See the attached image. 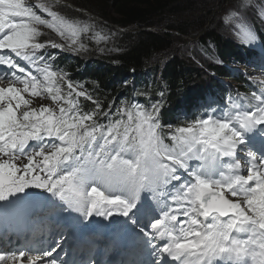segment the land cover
Segmentation results:
<instances>
[{"label":"snow or ice","instance_id":"1","mask_svg":"<svg viewBox=\"0 0 264 264\" xmlns=\"http://www.w3.org/2000/svg\"><path fill=\"white\" fill-rule=\"evenodd\" d=\"M254 7L264 21L254 0L224 16L245 46L259 40L246 15ZM42 28L87 50L81 36L91 26L48 0H0V201L22 203L34 195L26 190L40 189L85 220L123 217L155 258L147 264H264V80L258 92L163 123V99L104 109L54 67L43 50L65 45L41 42ZM35 97L51 105L33 107ZM59 247L0 251V264H58Z\"/></svg>","mask_w":264,"mask_h":264},{"label":"trees","instance_id":"2","mask_svg":"<svg viewBox=\"0 0 264 264\" xmlns=\"http://www.w3.org/2000/svg\"><path fill=\"white\" fill-rule=\"evenodd\" d=\"M217 1L71 0L73 5L115 26L128 28L132 25L134 28L126 33H116L120 43L117 53H111L108 49L102 51L86 40L87 50H83L73 60L78 64L77 68H84L83 77L88 81L94 97L99 96L104 104L111 97L116 99L118 92L115 83L121 84L125 78L131 82L132 75L136 82L142 81L154 74L160 75L165 83V111L177 104L181 97L188 99L195 93L201 94L205 83L210 82V79L203 69L197 70L191 64L193 62L186 59L187 53L181 51L174 42L181 36L198 37L204 49L211 45L222 60L232 58L236 50L231 42L218 34L215 27H211L215 23L216 13L211 14L217 8ZM164 28L165 31L161 32ZM160 55L168 58L165 65L158 62ZM206 68L220 76L228 75L216 64L208 63ZM160 78L156 76L149 79L156 85L159 93L162 91ZM131 90L132 88L128 91Z\"/></svg>","mask_w":264,"mask_h":264},{"label":"rangeland","instance_id":"3","mask_svg":"<svg viewBox=\"0 0 264 264\" xmlns=\"http://www.w3.org/2000/svg\"><path fill=\"white\" fill-rule=\"evenodd\" d=\"M55 4H59L62 11H64L65 13L71 14V13H76V14H80V17L75 18L73 20H77L80 22H84L87 23L91 26V30L88 32L91 36L90 38V43L95 44L96 47H100V50L104 51L106 49L110 50L111 53H117L118 51V47H120V43L117 41V39L119 38L117 36L116 33L120 32V33H126L128 30L132 29L133 26L131 25L128 28H120L118 26H115L114 24H112L111 22L107 21V20H103L102 18H98L92 14H90L87 11H83L81 9H78L76 6H74L71 3V0H53ZM69 1V2H68ZM73 2V1H72ZM239 4V0H218L217 4L215 6H217L216 10H212V14L216 13V17L214 19L215 23L214 25L212 24L211 27H215L217 29L218 34L220 33V35L225 39H231L232 38H237L236 35L234 34L233 31V26L231 24H226L224 22V16L228 13V11L230 9H237ZM257 6L259 4L255 3ZM262 5V4H261ZM214 9V8H213ZM257 7L254 8H250L247 10V17L250 18V16L257 11ZM72 15V14H71ZM80 18H84V19H80ZM255 25H258L257 23H255ZM111 27V29H109ZM117 27V28H115ZM134 29V28H133ZM42 30L46 31L49 36H57L58 40L61 42H65L68 45V41L65 39H61L60 36H58L54 31H52L51 29L48 28H43ZM157 30V29H156ZM123 31V32H121ZM161 32L165 31V28L160 30ZM100 33L102 34V36L107 37V39H101L99 37H96V34ZM97 40H99V42H97ZM82 42V40H81ZM199 42L198 37H188V36H181L179 37V40H175V44H177L179 47L181 48V51L188 53V48L191 47V49L193 51H195L196 49V45ZM86 45V43H84ZM76 46L73 45L72 48H75ZM83 51V50H80ZM158 59V62H160L161 64L165 65V62L168 60V58L164 55H160ZM186 59H188L190 62H193L191 64H193L195 66V68L200 69L199 65L194 61V59L188 55H186ZM35 104L36 105H45L47 104L46 101L40 100V99H36L35 100Z\"/></svg>","mask_w":264,"mask_h":264},{"label":"bare ground","instance_id":"4","mask_svg":"<svg viewBox=\"0 0 264 264\" xmlns=\"http://www.w3.org/2000/svg\"><path fill=\"white\" fill-rule=\"evenodd\" d=\"M31 199H36V197H30ZM27 204H30V202H27ZM30 209L29 208H26L23 210V212L19 213L20 211L16 210V219L19 220V221H22L23 219L26 220V217L28 216V213H29ZM28 226L25 224V223H21L20 224V229H27Z\"/></svg>","mask_w":264,"mask_h":264}]
</instances>
